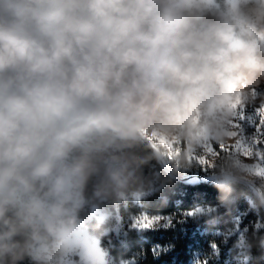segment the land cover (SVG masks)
<instances>
[{
	"label": "clouds",
	"instance_id": "clouds-1",
	"mask_svg": "<svg viewBox=\"0 0 264 264\" xmlns=\"http://www.w3.org/2000/svg\"><path fill=\"white\" fill-rule=\"evenodd\" d=\"M190 233L181 264H264V0H0V264Z\"/></svg>",
	"mask_w": 264,
	"mask_h": 264
},
{
	"label": "trees",
	"instance_id": "trees-1",
	"mask_svg": "<svg viewBox=\"0 0 264 264\" xmlns=\"http://www.w3.org/2000/svg\"><path fill=\"white\" fill-rule=\"evenodd\" d=\"M169 233H156L153 236V239L161 240L162 242L169 237ZM199 243L203 241L199 240L197 236H194L192 233L189 234V238L181 245V247L175 253H170L167 256L162 257L165 261V264H181V261L187 258V251H185L187 246L197 247ZM154 264H160L159 261H155Z\"/></svg>",
	"mask_w": 264,
	"mask_h": 264
},
{
	"label": "rangeland",
	"instance_id": "rangeland-1",
	"mask_svg": "<svg viewBox=\"0 0 264 264\" xmlns=\"http://www.w3.org/2000/svg\"><path fill=\"white\" fill-rule=\"evenodd\" d=\"M149 218H151V217H149Z\"/></svg>",
	"mask_w": 264,
	"mask_h": 264
}]
</instances>
